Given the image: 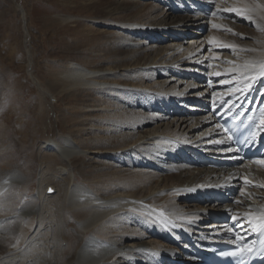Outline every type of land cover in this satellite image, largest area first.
Returning <instances> with one entry per match:
<instances>
[{"label":"bare ground","instance_id":"bare-ground-1","mask_svg":"<svg viewBox=\"0 0 264 264\" xmlns=\"http://www.w3.org/2000/svg\"><path fill=\"white\" fill-rule=\"evenodd\" d=\"M249 2L163 0L145 21L93 20L119 30L120 54L104 56L99 41L90 53L112 65L74 60L51 69L60 95L99 89L102 96L87 95L78 105L84 113L65 119L70 134L38 147L29 199L7 197V186L28 190L34 182L7 172V124L0 129V264H202L197 252L248 237L264 222V161L240 159L213 114L225 103L254 116L263 135L264 33L252 37L233 24L264 21ZM208 26L224 38L205 36ZM123 44L136 49L128 55ZM125 165L134 178L122 173Z\"/></svg>","mask_w":264,"mask_h":264},{"label":"rangeland","instance_id":"rangeland-1","mask_svg":"<svg viewBox=\"0 0 264 264\" xmlns=\"http://www.w3.org/2000/svg\"><path fill=\"white\" fill-rule=\"evenodd\" d=\"M162 2L163 0H0V111H2L0 112V129L3 123L7 124V141L4 142L7 146L5 150L7 172L18 169L26 175H32V182H34L28 190L21 189V185L7 186V197L20 195L23 192L29 199L35 194L38 186L36 181L38 160L35 153L37 155L38 147L45 141L70 134L69 123L65 119H68L75 110V113H84L79 106L88 102L87 95L91 93L95 97L102 96L99 89L96 91L85 89L86 91L82 90L83 93L80 94H69L66 91L60 95L50 80L52 77L50 72L53 68L63 67L74 60L82 61V63L84 61V65L88 64L87 67L92 66L91 68L99 67V63L112 65L102 59L100 54L94 55L90 51L94 50L100 41L101 49H105L102 51L107 52L104 56L120 54L118 48H120L119 41L122 34L118 29L109 28L99 22L94 23L93 20L108 16L110 20L115 19L125 23L145 21L143 18L146 15L154 16L152 10L156 5L155 8L166 6V3L162 4ZM249 3L264 14V8L259 3L252 0ZM106 7L117 8L120 12L106 15L104 11ZM187 7L188 5H184L186 11L189 10ZM207 13L205 12L206 15ZM64 16L70 17L71 20ZM231 18L233 19V16ZM233 24L236 31H241L239 27L252 30L249 31L252 37L258 36L260 31L264 33V21L259 20L252 25L249 22L236 20ZM255 28L259 31H255ZM210 30L211 27L208 26L207 30H204V35L224 38L220 30ZM233 35L234 33L230 36ZM135 49L133 45L130 48L124 44L121 45V50L128 55H131ZM150 77L149 75L145 82L150 81ZM130 82L137 81L130 80ZM72 106L74 108L78 106L79 110ZM129 110L135 112L140 108ZM151 127L152 125L146 126L143 131ZM3 128L6 129L4 126ZM32 151L34 157L30 160ZM73 159L77 164L81 162L82 157ZM1 160L0 154V162ZM3 166L6 167V165ZM126 167L128 165L123 166L122 173L129 179L134 178L128 173ZM172 170L168 172V175L176 174L175 169ZM149 186L152 184L149 183ZM149 188H146L145 192ZM17 240V245L21 246V240L19 238ZM143 252L145 251H140L138 256L140 257Z\"/></svg>","mask_w":264,"mask_h":264},{"label":"water","instance_id":"water-1","mask_svg":"<svg viewBox=\"0 0 264 264\" xmlns=\"http://www.w3.org/2000/svg\"><path fill=\"white\" fill-rule=\"evenodd\" d=\"M53 191H54V190H53L51 187L48 189V193H49V194H52Z\"/></svg>","mask_w":264,"mask_h":264}]
</instances>
